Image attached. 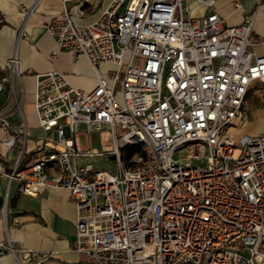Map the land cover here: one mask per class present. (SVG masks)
Returning <instances> with one entry per match:
<instances>
[{"label":"built area","instance_id":"2783aa9c","mask_svg":"<svg viewBox=\"0 0 264 264\" xmlns=\"http://www.w3.org/2000/svg\"><path fill=\"white\" fill-rule=\"evenodd\" d=\"M194 1L214 9L216 0ZM192 11L186 0H112L82 24L85 11L65 8L47 28L53 54L115 68L89 92L58 70L35 76L34 111L46 135L25 168L17 53L4 68L0 92L9 86L22 130L0 143L23 146L8 177L28 196L70 193L75 250L92 264H264V135L235 134L252 87H264V37L254 17L229 26L215 10L200 17ZM10 127L0 115V130ZM93 132L102 150L91 148ZM124 148L133 151L129 159ZM104 156L114 171L79 164ZM2 213L6 224L7 203ZM6 233L0 255L19 264L43 259Z\"/></svg>","mask_w":264,"mask_h":264},{"label":"crops","instance_id":"0c3cea01","mask_svg":"<svg viewBox=\"0 0 264 264\" xmlns=\"http://www.w3.org/2000/svg\"><path fill=\"white\" fill-rule=\"evenodd\" d=\"M192 7L194 16H203L212 10L224 19L226 25L237 26L246 18L254 17L255 33L264 37V0H216L214 9L199 6L194 0H186ZM112 0H0V79L10 58L17 53L19 70L22 75L15 78L17 96L21 99V109L28 131L24 164L33 163L38 155L36 146L41 143L46 132L39 126L34 111L35 76L40 73L58 70L67 75L69 83L82 91L89 92L98 84V78H105L112 64L103 63L93 69L85 57L73 59L65 51H56L55 39L48 33L50 23L67 8L77 14L86 15L79 19L82 24L95 21L101 11ZM235 3L238 6H235ZM37 4V6H35ZM264 53L263 48L258 49ZM54 55V56H53ZM257 90H264L256 84L246 99L247 104L256 99L255 111H248L243 125L235 132L237 136L264 135V99L255 96ZM0 115L10 122V130L0 136L5 138L22 130V119L15 101L11 98L8 85L0 92ZM22 144L5 147L0 143V241L8 236L15 247H24L38 252L40 262L32 257L24 258L23 264H92L89 258L75 250L76 226L75 205L70 193L65 189H47L38 196H28L20 191L17 180H10L8 173L15 166ZM7 203V223L3 219L2 208ZM18 218L17 222L15 218ZM0 264H19L16 259L4 253Z\"/></svg>","mask_w":264,"mask_h":264},{"label":"rangeland","instance_id":"374dc122","mask_svg":"<svg viewBox=\"0 0 264 264\" xmlns=\"http://www.w3.org/2000/svg\"><path fill=\"white\" fill-rule=\"evenodd\" d=\"M255 96H258L255 98H258L259 100L264 99V90H257V93L255 94ZM249 101L250 102H248V104H247V110L248 111L250 110L253 113V111H255V109H256L253 105V104H255L256 99H252V101L251 100H249ZM85 128H86L85 125H82L80 130L85 131ZM237 130H239V129H237ZM237 130H235V132ZM91 137L93 140V143L91 144V148L102 150V145L100 143V136H99L98 132H93L91 134ZM80 144L82 147H88L84 135H81V137H80ZM182 155L185 156L184 153ZM111 159L112 158L109 156L100 157L98 159L89 158V159L81 160L79 162V164L84 165L86 163H92L96 170L109 169L111 171H114L116 169V164ZM176 159H178V155H176Z\"/></svg>","mask_w":264,"mask_h":264},{"label":"trees","instance_id":"16d2710c","mask_svg":"<svg viewBox=\"0 0 264 264\" xmlns=\"http://www.w3.org/2000/svg\"><path fill=\"white\" fill-rule=\"evenodd\" d=\"M132 153H133V151H131L129 148H124L122 150V155H123V158H125V159H129L130 156L132 155ZM25 167H26V165L23 162L21 165V168H25Z\"/></svg>","mask_w":264,"mask_h":264}]
</instances>
